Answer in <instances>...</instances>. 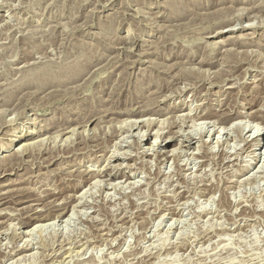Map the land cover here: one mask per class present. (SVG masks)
<instances>
[{
  "label": "rangeland",
  "instance_id": "1",
  "mask_svg": "<svg viewBox=\"0 0 264 264\" xmlns=\"http://www.w3.org/2000/svg\"><path fill=\"white\" fill-rule=\"evenodd\" d=\"M197 115L264 133V0H0V264H264V136Z\"/></svg>",
  "mask_w": 264,
  "mask_h": 264
},
{
  "label": "bare ground",
  "instance_id": "2",
  "mask_svg": "<svg viewBox=\"0 0 264 264\" xmlns=\"http://www.w3.org/2000/svg\"><path fill=\"white\" fill-rule=\"evenodd\" d=\"M228 114V113H227ZM141 116V115H140ZM198 116V115H197ZM130 117V116H129ZM241 117V116H240ZM247 117V116H246ZM140 118V117H139ZM149 118V117H148ZM250 118V117H249ZM131 119V118H130ZM143 118H141V120H142ZM221 119V118H220ZM127 120V119H126ZM137 120V119H136ZM197 120H201V121H199V123L198 122H195V123H192L193 125H191V127H190V131L191 132H194L195 133V135H203V134H206V135H211L210 133L212 132H208V131H206L205 130V126H204V123L206 122V123H208V124H211L210 126L213 128V129H217V131L218 132H216V134L217 133H221V131H224L223 133H225V134H229V133H231V132H236V131H238V132H241V133H245L247 130H249V132L253 135V137H254V139L252 140V142H255V145L254 146H259V144H260V141H261V137H263L264 136V133L263 134H261L262 133V131L260 130V128L257 126V125H255L254 123H256V120L254 121V122H252V121H245L246 120V118H244V119H242V120H240V121H238V120H236V121H232L231 123H229V124H227L225 127H220V128H217L218 126L215 124V122L214 121H212V119H211V116H207V115H205V116H198V118H197ZM203 120H206V121H203ZM214 120V119H213ZM216 120V119H215ZM252 120V119H251ZM131 121V120H130ZM123 121V123L122 124H125L126 123V125H127V128H129L128 130V132H131V130H133L132 131V136L135 138V140H136V142L138 143V145H142L144 142H146V141H149V139L151 138V136H154V139H155V141L156 140H159V139H161L162 141H160V144H159V146L161 147V146H163V148H169V147H171V146H173L174 144H175V142H177V138H176V135L174 134V132H172L171 131V133H170V131H169V133H167L168 135H165V134H163V133H161L162 132V128L159 126L158 127V125L160 124H157V126H156V128H152V126H155L154 124H155V122H154V119L152 120V119H146L145 121H143V122H138V121ZM122 122V121H121ZM192 122H193V120H192ZM252 122V123H251ZM218 123V122H217ZM143 124V126H141ZM207 124V125H208ZM117 125V124H116ZM253 125H255V126H253ZM114 127H117V126H115V125H113ZM148 126V127H147ZM209 126V125H208ZM264 126V125H263ZM119 127V126H118ZM207 127V126H206ZM122 128V127H121ZM123 128H124V126H123ZM144 128H147L148 129V131H147V134L145 135V134H139L140 132H139V130L141 129V131L144 129ZM120 129V128H119ZM121 130V129H120ZM137 130H138V134L136 133L135 134V132H137ZM210 130V129H209ZM180 131V130H179ZM121 132V131H120ZM141 133H143V132H141ZM154 133V134H153ZM176 133V132H175ZM180 133V132H179ZM182 133V132H181ZM180 133V134H181ZM215 133V132H214ZM14 135V134H13ZM13 135H11V136H13ZM27 135H28V133L26 132V133H21V135L20 136H18L17 137V139H11V140H9V143L8 144H6V150H7V147H11V150H10V152L11 151H15V149H16V146L17 145H19V143L21 142L20 140L22 139V138H24V137H27ZM189 135V134H188ZM192 135V134H191ZM251 135V136H252ZM189 137V136H188ZM131 138V137H130ZM216 138H218V137H216ZM264 138V137H263ZM190 139V138H189ZM220 139V138H219ZM218 139V140H219ZM16 140H18V143H16V144H12L13 142H15ZM263 140V139H262ZM182 141V140H181ZM184 141V140H183ZM220 141V140H219ZM246 141V140H245ZM135 143V142H134ZM250 144V143H249ZM253 144V143H252ZM31 145H33V143L32 144H30V145H23V146H21V148L19 147V148H17L16 149V153H17V156H22V154H24V152L29 148V146H31ZM136 145V144H135ZM137 145V146H138ZM204 145V144H203ZM202 145V146H203ZM153 146H154V144H152L151 145V147L153 148ZM201 146V145H200ZM178 147V146H177ZM140 148V147H139ZM258 148V147H257ZM162 149V148H161ZM158 150V149H157ZM183 150H184V148H183ZM182 150V151H183ZM28 151V150H27ZM156 151V150H155ZM178 150L177 149H169V151H167V152H165V154L166 155H168V156H175V154H177L176 152H177ZM186 151V150H185ZM27 153V152H26ZM182 153V152H181ZM183 153H184V151H183ZM28 155V154H27ZM23 157V156H22ZM112 157V156H111ZM174 158V157H173ZM113 159H115V158H113ZM6 169V168H5ZM5 173H4V175L5 174H7V172H8V170H5L4 171ZM10 172V171H9ZM101 172V171H100ZM109 173V172H108ZM98 177H101L102 179H103V177H108V178H111V179H118V176L115 174V175H113V174H104V172H101V173H97V175H94V174H91V173H89V174H85V175H82V176H80V180H79V182L80 183H83V184H87V185H93V186H95V187H98L99 185H100V181L98 180ZM5 179V178H4ZM76 182H77V180H76ZM78 182V183H79ZM91 187L92 186H90L88 189L89 190H92L91 189ZM85 188V187H84ZM88 189H85V191L86 192H84V193H82V195H80V194H78L79 196H77V195H74V196H72L71 198H70V200L67 202V204L65 205V206H63L61 209H58V210H56L55 212H57V216L56 217H51V216H44V215H38L37 217H35V216H32V217H30L29 216V218H28V220H27V222L24 224V227H26V228H31V226H33L34 224L35 225H37V224H40V223H47V222H49V221H52V220H54V221H61V220H64V219H66V220H68L67 218H71V217H67L68 215H69V213H71L72 214V212L71 211H75V209L80 205V204H82V201H83V199L85 198V193H87L88 192ZM76 192V191H75ZM90 192H93V190L92 191H89L88 193H90ZM8 193V192H7ZM76 193H78V192H76ZM87 196V195H86ZM35 200V199H34ZM36 202H38V201H36ZM63 202V201H62ZM64 203V202H63ZM34 204V203H33ZM38 204V203H37ZM2 205V204H1ZM39 205V204H38ZM49 205V204H48ZM61 206V205H60ZM100 206V205H99ZM29 209V208H28ZM6 210V209H5ZM41 210H42V207H41ZM44 210V209H43ZM40 211V210H39ZM53 211H54V209H53ZM2 212H3V210H2ZM28 212V211H27ZM34 212V211H33ZM51 212V211H50ZM0 213H1V211H0ZM7 213V212H6ZM4 214V213H3ZM12 215H13V213H11ZM20 214V213H19ZM40 214V213H39ZM51 214H53V213H51ZM6 215V214H5ZM50 215V214H49ZM53 216V215H52ZM72 216V215H71ZM67 217V218H66ZM12 220V218H11V216H2V214H0V225H5L4 224V222L5 221H11ZM20 220V219H19ZM4 221V222H3ZM51 223H53V222H51ZM9 225V224H8ZM48 225H49V223H48ZM13 226H14V224H13ZM12 226V227H13ZM40 226V225H39ZM44 226H46V225H42V226H40L41 228L40 229H42V227H44ZM50 227H54V224H50L49 225ZM56 226V225H55ZM35 227V228H34ZM34 227H32V228H34V229H38V225H37V227L36 226H34ZM47 227V226H46ZM57 227V226H56ZM96 227V226H95ZM15 228H16V226H15ZM15 230V229H14ZM18 230V229H17ZM28 230V229H27ZM30 230V229H29ZM28 230V231H29ZM35 230V231H36ZM5 231H6V229H5ZM27 232V231H26ZM32 232H33V229H32ZM2 233V232H1ZM25 233V232H24ZM28 233V232H27ZM24 246V245H23ZM29 251V249L28 248H23L22 250H20V253H27Z\"/></svg>",
  "mask_w": 264,
  "mask_h": 264
}]
</instances>
